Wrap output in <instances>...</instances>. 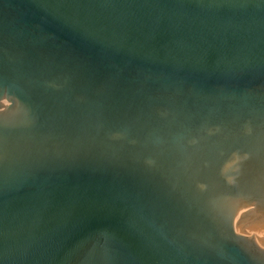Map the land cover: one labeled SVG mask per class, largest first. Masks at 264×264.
I'll return each mask as SVG.
<instances>
[{"label":"water","instance_id":"95a60500","mask_svg":"<svg viewBox=\"0 0 264 264\" xmlns=\"http://www.w3.org/2000/svg\"><path fill=\"white\" fill-rule=\"evenodd\" d=\"M0 264H264V0H0Z\"/></svg>","mask_w":264,"mask_h":264}]
</instances>
